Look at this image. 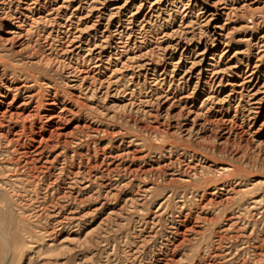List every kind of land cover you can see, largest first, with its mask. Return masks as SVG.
<instances>
[{"label":"rangeland","instance_id":"374dc122","mask_svg":"<svg viewBox=\"0 0 264 264\" xmlns=\"http://www.w3.org/2000/svg\"><path fill=\"white\" fill-rule=\"evenodd\" d=\"M0 264H264V0H0Z\"/></svg>","mask_w":264,"mask_h":264}]
</instances>
